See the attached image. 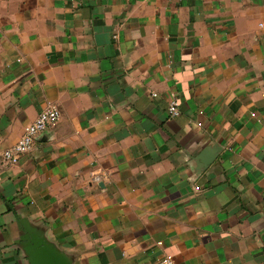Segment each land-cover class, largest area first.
Returning <instances> with one entry per match:
<instances>
[{
  "label": "crops",
  "instance_id": "1",
  "mask_svg": "<svg viewBox=\"0 0 264 264\" xmlns=\"http://www.w3.org/2000/svg\"><path fill=\"white\" fill-rule=\"evenodd\" d=\"M21 219L71 264H264V0H0V264Z\"/></svg>",
  "mask_w": 264,
  "mask_h": 264
},
{
  "label": "built area",
  "instance_id": "2",
  "mask_svg": "<svg viewBox=\"0 0 264 264\" xmlns=\"http://www.w3.org/2000/svg\"><path fill=\"white\" fill-rule=\"evenodd\" d=\"M152 95L157 96V93L154 92ZM167 112L170 117L180 115V102L177 95L173 94L171 96ZM61 114V109L56 105H51L41 110L37 117L25 126L18 142L3 152V159L10 164L18 163L24 154L29 153L33 149L36 138L59 122ZM164 262L173 264L169 259L164 260Z\"/></svg>",
  "mask_w": 264,
  "mask_h": 264
},
{
  "label": "water",
  "instance_id": "3",
  "mask_svg": "<svg viewBox=\"0 0 264 264\" xmlns=\"http://www.w3.org/2000/svg\"><path fill=\"white\" fill-rule=\"evenodd\" d=\"M19 242H23V250L30 259L31 264H71V258L61 251L54 243L48 240L27 219L20 221Z\"/></svg>",
  "mask_w": 264,
  "mask_h": 264
}]
</instances>
